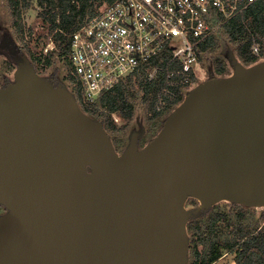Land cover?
Here are the masks:
<instances>
[{"label": "water", "instance_id": "1", "mask_svg": "<svg viewBox=\"0 0 264 264\" xmlns=\"http://www.w3.org/2000/svg\"><path fill=\"white\" fill-rule=\"evenodd\" d=\"M0 86V264H187V222L264 206V60L193 86L158 133L117 153L65 87L8 53ZM188 197L199 205L186 208Z\"/></svg>", "mask_w": 264, "mask_h": 264}, {"label": "built area", "instance_id": "2", "mask_svg": "<svg viewBox=\"0 0 264 264\" xmlns=\"http://www.w3.org/2000/svg\"><path fill=\"white\" fill-rule=\"evenodd\" d=\"M264 0H112L102 3L69 39L65 76L80 109L96 103L119 83L144 74L158 79L155 110L186 96L196 78L200 44L228 20ZM52 42V41H51ZM249 50L262 44L250 36ZM47 51V49H45ZM174 110V109H172ZM86 113V112H85ZM115 120H118L113 115Z\"/></svg>", "mask_w": 264, "mask_h": 264}, {"label": "trees", "instance_id": "3", "mask_svg": "<svg viewBox=\"0 0 264 264\" xmlns=\"http://www.w3.org/2000/svg\"><path fill=\"white\" fill-rule=\"evenodd\" d=\"M110 1L112 0H7V6L13 18L12 26L19 39L23 40L24 50L21 52L28 53L36 67L39 65L46 68L51 64L52 56L56 50H58V55L63 56L67 64L71 33L94 15L102 3ZM36 6L39 8L36 16L51 34L50 41L54 44V51L36 52V46L31 44L32 28L29 26L26 29L24 12L30 8H37ZM222 31L227 34L230 41L236 42V51L243 64L252 65L261 61L259 56L250 52L249 45L251 35H255L261 44L264 40V3L259 1L246 9L243 17L239 16L228 20L224 23ZM216 41L217 36L211 35L200 44V49H210ZM214 63L216 75L231 74L232 71L223 58H215ZM1 67L0 86L3 87L10 82V79L4 76V69L12 72L15 69V64L9 59H5L1 63ZM56 71L55 68L52 76L48 79L54 85L57 83ZM132 79V76L127 77L125 81L115 86L111 93L102 96L91 105L83 104L82 109L95 120L105 115L106 117L103 119L105 129L120 130L128 124L134 111L131 98H135L137 92H134ZM136 80L147 101V117L153 123L159 121L162 126L166 116L182 102L184 97L179 95L174 100L168 101L161 110H155L153 91L157 86L158 79L147 82L144 74H139L136 76ZM196 83L197 79L194 78L193 85ZM115 113L122 118L120 126L114 121L113 114ZM205 213L206 209H202L203 218L187 222L188 264H213L225 252L234 253V264H264V226H260L256 220L249 218L248 211L239 209L234 214V218L224 210H215L206 216ZM260 214L264 216V210Z\"/></svg>", "mask_w": 264, "mask_h": 264}, {"label": "rangeland", "instance_id": "4", "mask_svg": "<svg viewBox=\"0 0 264 264\" xmlns=\"http://www.w3.org/2000/svg\"><path fill=\"white\" fill-rule=\"evenodd\" d=\"M37 7V6H36ZM37 8H30L25 10L24 12V22L26 29L30 26L32 28V41L31 44L36 46V52L45 53V49L47 51H54V44L50 41L51 34L48 33L47 28L42 25L41 21L37 18L36 14L38 11ZM13 18L10 13V9L7 6V0H0V69L1 63L3 60L8 59V53H16V52H23V40L21 41L18 35L15 32L14 27L12 26ZM217 41L215 45L207 50H199L198 52V61L195 65V73L197 83L204 81L205 79L213 76H217L215 71V58H223L228 67L232 70V56H234L239 62H241L240 58L238 57L236 51V42H232L228 39L227 34L223 31H220L216 34ZM27 38V35H26ZM262 52L259 56V59L264 60V40H262ZM22 47V48H21ZM22 51V52H21ZM55 54L52 56L51 64L48 65L46 68L41 66H35L34 62L30 58L28 53H24L26 58L30 61V63L34 66L36 73L43 77L49 79L52 76L54 69L56 68L57 71L55 73L56 77V85H60L65 87L67 90L71 91L72 88L70 86L68 78L65 76L66 70V63L63 59L62 55H58V50L54 51ZM23 54V53H22ZM261 60V61H262ZM242 63V62H241ZM243 64V63H242ZM245 65V64H243ZM249 66V65H245ZM13 72L6 71L4 69V76H6L10 81H14ZM134 84L133 88L135 89L134 92H137L135 98H131L133 103V115L130 121L126 126L121 128L120 130H107L110 139L114 145L115 150L117 153H121L124 149L128 146L130 138L133 133L138 135L137 137V148H142L147 142H149L157 133L161 126L159 121L153 123L147 117V101L143 97V90L139 88L138 81L133 78L132 79ZM195 84V85H196ZM90 117H92L89 113L86 112ZM118 118V120L114 121L118 126L122 124V118L118 114H113ZM105 115L102 117H98L97 120L100 121L103 126L105 119ZM167 117V116H166ZM162 127V126H161ZM156 133V134H155ZM199 205V201L196 198L188 197L185 202V207L192 208ZM242 209L249 212L251 219L254 221L256 220L260 226H264V216H261V212L264 208L259 206H247L237 203H232L228 200H221L209 208L206 209L205 216L215 210H224L226 211L232 218H234V214L237 210ZM6 210L3 205L0 204V215L5 213ZM204 216V217H205ZM203 218L202 214L198 215L197 217L191 218L189 220ZM252 220V221H253ZM251 221V222H252ZM233 252H225L222 257H220L216 263L214 264H234L233 263ZM189 263V259H188ZM187 263V264H188Z\"/></svg>", "mask_w": 264, "mask_h": 264}, {"label": "bare ground", "instance_id": "5", "mask_svg": "<svg viewBox=\"0 0 264 264\" xmlns=\"http://www.w3.org/2000/svg\"><path fill=\"white\" fill-rule=\"evenodd\" d=\"M259 207L264 208V206H259Z\"/></svg>", "mask_w": 264, "mask_h": 264}, {"label": "crops", "instance_id": "6", "mask_svg": "<svg viewBox=\"0 0 264 264\" xmlns=\"http://www.w3.org/2000/svg\"><path fill=\"white\" fill-rule=\"evenodd\" d=\"M214 263H216V262H214ZM214 263H213V264H214Z\"/></svg>", "mask_w": 264, "mask_h": 264}]
</instances>
